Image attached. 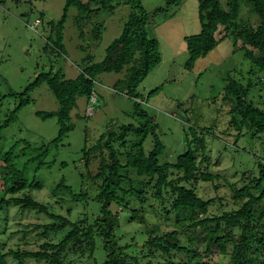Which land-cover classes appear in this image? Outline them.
Segmentation results:
<instances>
[{
  "label": "rangeland",
  "instance_id": "obj_1",
  "mask_svg": "<svg viewBox=\"0 0 264 264\" xmlns=\"http://www.w3.org/2000/svg\"><path fill=\"white\" fill-rule=\"evenodd\" d=\"M140 1L148 14V35L158 39L161 56L160 62L137 86L141 97L140 109L145 114L139 115L135 111L133 98L122 91L121 84L116 82L122 77L124 70H99L93 83L97 101L94 111L88 113V107L92 104L89 98L77 97L76 104L70 110L73 128L55 145L50 142L58 133L57 118H42L36 111L55 110L58 100L46 82L28 93H23L24 88L40 71L50 69L53 73L60 70L64 77L73 78L84 66L87 56L93 55L95 61L102 59L106 46L120 34L131 7L120 1L110 12L100 4H92V7L100 6L101 12L86 19L78 17V9L74 5L68 6L62 30L64 51L60 52L49 41V22L61 17L66 0H0V123L24 100L13 120L2 130L0 151L7 150L15 141L20 140L13 152L19 154L20 148L24 146L21 139H27L33 146L47 143L49 148L45 160L54 159V162L49 166L43 165L36 172L33 171L35 162L28 165L30 176L34 175L41 182L40 188L30 191L37 201L52 204L59 213L71 220L80 219L85 214L94 217L99 212L100 202L94 198L98 192L96 181L88 173H95L101 155L95 147L85 166L83 147H94L102 133L118 130L124 124L141 125L148 121L150 130L143 142V149L147 153L153 147L156 134L163 144L158 155L159 162L173 161L178 153L186 149L187 138L192 134L205 140L204 153L207 158L200 164L201 169L212 177L189 182L200 197L211 198L204 215H219L225 210L238 208L248 194L242 192L236 197V190L248 181L246 173L256 169V158L264 160L261 134L253 136L251 130L244 125L241 135L237 136L238 130L230 125L229 120L236 113L231 110L234 102L231 93L227 92V86L231 85L229 82L232 80L242 85L247 84L246 100L264 111V70H259L243 55L239 42L234 45L230 35L226 38L233 46L231 51L222 55L223 52L213 48L195 67L186 68L184 61L188 57L187 50L176 52L175 44L166 37L175 30L168 29L167 23L175 22L176 30L182 27L179 18L186 0H181L178 5H167V0ZM221 2L224 3L225 0ZM186 14L190 16L189 10ZM240 14L244 19H250L252 25L258 21L245 5L241 7ZM36 18L39 22L35 24L34 30L30 26ZM80 21L81 24H78ZM94 22L102 24L99 40L93 39L90 31ZM79 27H82L83 37L79 36ZM187 31L188 34H193L190 32L191 28H187ZM214 34L217 39H223L224 26L219 24ZM155 87L160 88L148 95ZM115 146L121 148L119 142H115ZM121 149L120 157L124 161L126 148ZM24 151V154L18 156L20 163L35 153L31 149ZM107 151L103 149L105 158ZM200 157L198 154L197 160ZM62 161L66 164H61ZM170 170L171 177L177 175L176 170ZM61 177H64L75 192H85L87 197L72 200L66 191L53 194L51 188ZM1 185L0 178V187ZM257 191L252 190L253 193ZM151 192L152 189L148 188L145 193L142 222L131 218L128 209L122 210L119 206L112 205V209L119 212L120 218L119 225L114 230L116 241L120 245H129L127 251L137 256L139 264L147 261L159 264L167 258L158 251L155 256L146 254L147 248L143 242L148 236V229L153 228L154 234H161L175 228L176 222L186 221L185 217L176 216L174 212L166 214L170 201L166 199L161 202ZM60 198L62 200L59 201ZM262 206L264 200L258 208ZM50 221L51 218L44 212L9 206L6 218L3 212L0 213V251L6 252L18 247L37 250L45 241L57 242L65 229L42 234L41 227H34ZM262 223L264 227V218ZM186 235L182 233L181 239L186 240ZM101 249V240L98 239L95 256L99 261L104 256ZM87 254V251L83 254L69 253L63 257L64 264L69 260L73 264H92L93 259ZM227 257L225 247H220V251L216 249L203 254L204 259L224 264H227ZM186 258L184 253L179 252L174 253L170 259L182 263ZM8 260L10 264H17L10 256ZM24 264L45 263L44 260L26 258Z\"/></svg>",
  "mask_w": 264,
  "mask_h": 264
},
{
  "label": "trees",
  "instance_id": "obj_2",
  "mask_svg": "<svg viewBox=\"0 0 264 264\" xmlns=\"http://www.w3.org/2000/svg\"><path fill=\"white\" fill-rule=\"evenodd\" d=\"M120 1L129 4L131 9L120 34L106 46L102 59L95 61L93 55L87 56L84 66L73 78L64 77L60 70L53 73L50 69L40 71L23 90V93H28L42 82H46L58 100L57 109L36 111L42 118H57L58 133L50 143L58 145L63 136L73 128L70 110L76 104L77 97L92 96L94 77L98 70H124L122 77L116 82L121 84L122 91L133 98L135 111L139 115L145 114V111L140 109L141 97L137 86L160 62L161 56L158 39L148 35V14L140 0H66L61 17L57 21L49 22L48 38L56 50L64 51L62 30L68 6L74 5L78 9V17L90 19L101 7L111 12ZM180 1L167 0V5H178ZM197 2L200 29L197 33L185 36L188 57L184 66L191 69L197 58L203 57L215 47L218 39L214 33L221 24L225 28L224 38L230 35L234 45L239 42L243 55L259 70H264V0ZM92 4H100L101 7H92ZM243 5L258 19L255 25L249 22L250 19L241 16ZM101 27V23L94 22L90 29L93 39L99 40ZM80 32L83 35L82 31ZM229 83L231 85L227 86V92L231 93L234 102L231 110L236 113L229 120L230 125L238 130L237 136L241 135L242 127L246 125L253 136L261 134V143L264 145V111L246 100L247 84L242 85L235 80ZM159 88L155 87L148 95ZM23 103L24 100H21L0 123V140L2 130L13 120ZM149 130L148 121L141 125L124 124L118 130L102 133L94 147H83L85 166L91 151L95 147L100 151L101 158L95 173H88L96 181L98 192L94 198L100 205L99 212L94 217L85 214L76 220L59 213L52 204L37 201L30 191L40 188L41 182L34 175L30 176L28 165L35 162L33 171L36 172L43 165L49 166L54 162V159L45 160L49 148L47 143L33 146L27 139H21L24 146L20 148L19 154L13 152L20 140L15 141L7 150L0 151V213L3 212L6 218L9 206H17L21 210L32 209L44 212L51 218L50 222L34 226L41 227L42 234L65 229L57 242L45 241L37 250L18 247L6 252L0 251V264H10L8 256L17 264H24L26 258L44 260L45 264H64L63 257L69 253L83 254L84 251L88 252V257H92V264H139L137 256L127 251L129 245H120L116 241L114 230L118 227L120 218L119 212L114 211L112 205L115 204L122 210L128 209L131 218L142 222V204L146 201L145 193L148 188L152 189L151 194L161 202L166 199L170 201L165 210L166 214L174 212L176 216L181 215L186 219L176 222L175 228L161 234H154L153 228L148 229V236L143 242L147 248L146 254L155 256L158 251L167 257L159 264H224L203 258V254L216 249L220 251V247H225L227 264H264V206L258 208L264 200V160L261 157L256 158L257 170L254 168V171L247 172L248 181L236 190V197L242 192L248 194L247 199L238 208L225 210L219 215H204L211 198L200 197L189 182L198 178L208 180L212 177L201 169L200 164L207 158L204 153L205 140L192 134L187 138L186 149L178 153L173 161L159 162L158 155L163 149V144L156 134L153 147L147 153L143 149V142ZM115 142H119L121 148H126L124 161L120 157L122 149L116 147ZM26 149L35 153L20 163L18 156L24 154ZM103 149L108 150L107 158L103 156ZM198 154L201 157L197 160ZM61 164L66 162L62 161ZM171 168L177 172L174 177H171ZM253 189L258 190L257 193H253ZM59 191L68 192L72 200L87 197L85 192H75L72 186L65 182L64 177L51 188L53 194ZM182 233L187 234L186 240L181 239ZM98 239L101 240V251L104 254L100 261L95 256ZM179 252L185 254L186 260L182 263L173 262L170 258ZM67 264H73V261L69 260Z\"/></svg>",
  "mask_w": 264,
  "mask_h": 264
},
{
  "label": "crops",
  "instance_id": "obj_3",
  "mask_svg": "<svg viewBox=\"0 0 264 264\" xmlns=\"http://www.w3.org/2000/svg\"><path fill=\"white\" fill-rule=\"evenodd\" d=\"M188 10H189L190 16H189V14L188 15L186 14V12ZM99 12H101V10L98 11V13ZM188 16H189V18H188ZM179 19H180V22L182 23V25H181L182 27L180 28V30H176V23L175 22L167 23L166 27L168 29L173 28L175 30H174L173 34H169L166 37L175 44L176 52H183V51L187 50V43L185 41V36L189 35L187 28H191V31H190L191 33H197L200 29V23H199V19H198V2L195 0H186V3L183 6V9L181 11V15H180ZM78 20H80V19H78ZM78 24H81V21ZM185 28H186V30H185ZM80 31H82V27H79V36L82 35V34H80L81 33ZM82 33H83V31H82ZM175 33H177V34H175ZM83 35H84V33H83ZM83 35L81 37H83ZM232 48H233V46H231L230 42L228 41V39L226 37L223 39H218V41L214 47L215 50L223 52V53H221L222 55L227 54L228 51L232 50ZM200 60H203L202 57L197 58L193 67H195L200 62Z\"/></svg>",
  "mask_w": 264,
  "mask_h": 264
},
{
  "label": "built area",
  "instance_id": "obj_4",
  "mask_svg": "<svg viewBox=\"0 0 264 264\" xmlns=\"http://www.w3.org/2000/svg\"><path fill=\"white\" fill-rule=\"evenodd\" d=\"M39 22V19L36 18L33 22V24L30 26L32 29L36 30L35 28V24ZM90 99V103H92L89 107H88V113L93 112L96 106V99L94 97V93L92 94V96L89 98Z\"/></svg>",
  "mask_w": 264,
  "mask_h": 264
}]
</instances>
